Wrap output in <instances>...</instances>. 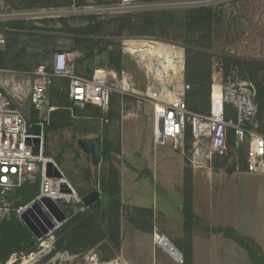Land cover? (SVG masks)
I'll return each instance as SVG.
<instances>
[{"label":"rangeland","instance_id":"rangeland-1","mask_svg":"<svg viewBox=\"0 0 264 264\" xmlns=\"http://www.w3.org/2000/svg\"><path fill=\"white\" fill-rule=\"evenodd\" d=\"M201 7L212 10L211 19L188 27L187 11ZM120 19L137 26L132 29L126 23L122 25ZM148 19L161 21L153 33L149 32L151 28L144 27ZM144 29L146 32H139ZM0 34L5 39V45L0 47V70L5 73H0V80L28 119L35 122L41 119L48 126L52 118L50 114L41 118L37 114L32 116L28 91L30 82L36 81L31 73L53 53L75 54V66L85 78L96 73L113 89L108 123L102 127L95 120L98 117L94 108L74 104L65 108L64 102L61 105L64 107H58L56 96L50 99L46 96L54 111L69 110L71 126L48 134V140L45 136V149L49 152L45 158L52 160L79 200L84 196L85 169L89 175L92 172L93 178L95 171L76 141L94 134L96 127L106 147L115 151L123 143L126 153H132L149 144L156 125L151 112L155 98L167 103L181 99L191 111L205 113L210 95L207 104L192 100L194 83L200 74L205 82L200 91L211 89L213 78L223 83L245 81L254 88L256 102L258 92L264 88V0H0ZM144 52L163 60L165 70L157 72L145 55L140 56ZM89 123H95V128L89 127ZM255 123L257 132L264 136V109ZM68 145L73 149L68 151ZM213 161L221 167L244 166L245 148L235 151L232 147L226 159ZM124 162L127 165L122 166L123 190L131 188V195H137L142 188L150 200L156 190L151 179L136 183L132 179L147 169L152 171L151 163L147 168L139 160L124 159ZM107 165L103 162L99 173L105 174ZM246 190L244 185L240 196L246 197ZM17 199L14 193L10 195L12 207ZM102 202H105L103 194ZM87 209L83 204L64 206L65 222L42 241L35 239L11 213L9 221L12 217L16 220L12 225L21 236L14 238L5 233L11 254L7 261L0 259V264H115L119 252L108 237L87 251L77 242L70 247L75 252L68 250V228L61 230L71 219L86 214ZM36 216L41 219L37 213ZM58 243L60 250H56ZM160 244L170 252L165 241ZM107 259L110 261L105 262Z\"/></svg>","mask_w":264,"mask_h":264},{"label":"crops","instance_id":"crops-1","mask_svg":"<svg viewBox=\"0 0 264 264\" xmlns=\"http://www.w3.org/2000/svg\"><path fill=\"white\" fill-rule=\"evenodd\" d=\"M92 108L95 109L90 106L89 110ZM97 119L100 127L106 124L100 116ZM87 120L93 121L91 118ZM91 123L88 126L95 128V123ZM98 128L94 134L83 139L100 136L103 153L106 146ZM169 144L156 141L152 129L147 147L141 146L132 153H126L121 143L118 155L114 152L109 154L120 175V248L116 263L183 264L184 253L190 250L191 264H252L247 252L238 244L208 231L223 228L252 242L258 255L264 259V172L253 174L247 172L246 164L221 167L213 160L192 157L187 139L178 150ZM168 146L169 149H162ZM85 156L90 168L95 171V177L91 172L88 181L83 179L82 190L86 195L97 187L102 199L99 168L106 156L102 154L98 171L91 165L89 156ZM124 159L139 160L147 168L151 163L152 171L147 169L143 175H134L132 179V183L151 179L156 190L150 200L142 188L137 195H131V188L123 190L122 166L127 165ZM244 185L246 197L239 193L244 190ZM186 195L191 196L192 215L198 226L187 228L185 225L182 207ZM142 210L148 212L145 219ZM136 223L138 228L133 227ZM160 241L168 244L171 253L161 246Z\"/></svg>","mask_w":264,"mask_h":264},{"label":"built area","instance_id":"built-area-1","mask_svg":"<svg viewBox=\"0 0 264 264\" xmlns=\"http://www.w3.org/2000/svg\"><path fill=\"white\" fill-rule=\"evenodd\" d=\"M4 45L5 39L0 34V47ZM0 73L5 72L0 70ZM31 77L36 81L30 82L28 99L39 118L54 110L46 100L52 79H63L68 82V98L72 104L97 108L101 119L108 123L106 116L113 89L96 73L91 79L78 75L75 54L53 53L44 65L31 73ZM255 98L251 84L245 81L223 83L217 78L212 80L208 110L203 114L189 110L181 99L167 103L155 98L151 103V112L156 119L154 138L161 143H170L174 150H178L189 135L192 157L206 161L226 159L230 148L238 151L244 147L247 172L263 173L264 136L257 132ZM31 124L41 125L39 135L28 134ZM44 126L41 119L32 122L23 114L0 80V221L9 220L11 213L20 219L22 213L41 197L50 198L62 210L68 204H82L62 173L60 178L45 174L46 160H52L44 157ZM34 139L39 140L38 155L33 153L34 144H27V140ZM36 178H39L38 196L28 204L12 207L9 195L26 183H33ZM31 218L43 225L35 213ZM53 222L54 229L38 241L48 238L62 224Z\"/></svg>","mask_w":264,"mask_h":264},{"label":"trees","instance_id":"trees-1","mask_svg":"<svg viewBox=\"0 0 264 264\" xmlns=\"http://www.w3.org/2000/svg\"><path fill=\"white\" fill-rule=\"evenodd\" d=\"M212 15L213 13L211 9L202 8V7L187 11L188 27L199 25L200 23L209 21ZM148 16L151 17L152 15L150 16V14H148ZM120 20L122 25H125L123 23H126L132 29H135L136 28L135 26H137L132 21L131 22L129 20L126 21L124 19H120ZM159 22L161 21H158V19L155 21L148 19L144 21V27L151 28L149 29L150 30L149 32L153 33L155 32V27ZM139 32L141 33L146 32V29L141 30ZM75 71L78 75L86 77L83 75V72H81L77 68V66H75ZM92 77H87V78L90 79ZM204 83L205 82L203 81L201 74L200 77L199 76L196 77V81L194 83L195 95L192 100L194 101L195 99H199L200 103L204 102V104H207L210 95V88L207 87V90L200 91L204 89L205 86ZM47 95L49 99L52 98L53 96H56L55 98L57 100V103L59 104L58 107H64L61 106L63 105L62 102H64L65 108H69V105H72V103L69 101L68 98V82L66 80L52 79ZM67 104L68 107H66ZM256 104H257L256 117H258L259 112H261L264 109V88L258 92ZM85 108L89 109L90 105H86ZM95 110L97 113V117H99L100 116L99 110L97 108H95ZM207 110H208V106H207ZM207 110L205 111V113L207 112ZM31 114L32 116H34V111ZM50 115L52 118L50 120L49 125L44 126V138L46 136V140H48L47 138L48 134L65 130L71 126V121L69 119L70 118L69 110L56 109L55 111H52ZM109 115H110V111L108 113V117ZM30 120L32 122L34 121L32 119ZM187 140L189 141V135H187ZM108 147L109 146H107L104 149V152L102 153L104 157L106 156L104 162H107L108 164L106 169L107 171L105 174L104 173L101 174V181H100V189L104 196L105 202H102V199L98 200L95 204H93L87 209L86 214L77 216L65 224V226L61 231L63 232L65 231V229L68 228V250H72L70 249V247H72L75 244V242H77L78 246L80 245V247L84 251H87L91 247L96 246L98 243H100L101 241L105 240L106 237H108L110 242L114 246L116 252H119V248H120L119 229H120V211H121V202L119 196L120 175L118 168L110 160V155H109L111 152H114V154L118 155L119 147L115 151L109 149ZM67 148L68 151L73 149L71 145H68ZM44 157H49V152L47 149H44ZM85 172H86V176L84 177V179L88 181L90 175L86 170ZM13 193L15 194V196L18 197V199L15 201L14 207H18L30 203L39 194V178H37V181L35 180V182L33 183H26L21 188L15 190ZM10 195L8 198H10ZM141 213L143 214L144 219L148 216V212L145 213V211L142 210ZM12 216L14 217V214ZM182 216L185 220V225L187 228H190L195 225L196 226L199 225L198 222L195 221L194 216L192 215L191 196L189 195H186L184 197ZM13 217L11 221L3 220L0 222V259L2 261H7L10 258V254H11L9 253L10 252L8 247L9 245L5 241L7 237V236L5 237V235L9 234L14 238L21 236V234L18 232L19 229L12 225L13 222H16V220ZM142 230H144L143 227ZM208 231L214 234H220L224 238H227L238 244L241 248H243L247 252L248 257L252 264H264V259L258 255L254 244L250 241L238 237L234 231L226 228L208 230ZM58 234L61 233L58 232ZM60 247L61 244L58 243V245L56 246V250H60L59 249ZM72 252L75 251L72 250ZM108 261H110V259L105 260V262ZM183 264H191L190 250L185 251Z\"/></svg>","mask_w":264,"mask_h":264},{"label":"water","instance_id":"water-1","mask_svg":"<svg viewBox=\"0 0 264 264\" xmlns=\"http://www.w3.org/2000/svg\"><path fill=\"white\" fill-rule=\"evenodd\" d=\"M36 113V112H35ZM41 133V125L40 124H31L28 128L29 135H39ZM33 143V153L35 155L39 154V140L34 139L33 141L27 140V144ZM77 147L82 151L83 154L88 155L91 165L94 167L96 171L100 166L102 161V142L101 137L96 136L87 140L78 139L76 141ZM45 174L47 177L60 178V172L53 166L52 162L45 163ZM100 199V192L95 187L94 190L84 195L81 199L82 204L89 208L93 204H95ZM34 213H37L39 217L42 219L43 225L39 224L38 220H32L31 217L34 218ZM20 220L24 224V226L29 230V232L35 237V239L40 240L49 231L53 230L55 225L54 222L58 224L63 223L65 220V214L62 209L53 202L50 198L41 197L39 202H34L28 207L24 213L20 216ZM40 225V227L38 226Z\"/></svg>","mask_w":264,"mask_h":264},{"label":"bare ground","instance_id":"bare-ground-1","mask_svg":"<svg viewBox=\"0 0 264 264\" xmlns=\"http://www.w3.org/2000/svg\"><path fill=\"white\" fill-rule=\"evenodd\" d=\"M142 55L146 56L148 63H150V65L154 69H156L157 72L165 70L164 69L165 68V62L163 60L159 59L156 55H154L152 53H146V52L140 54V56H142ZM154 83H155V85H157L156 81ZM46 161L51 162L49 160H46ZM115 264H117V263H115Z\"/></svg>","mask_w":264,"mask_h":264}]
</instances>
